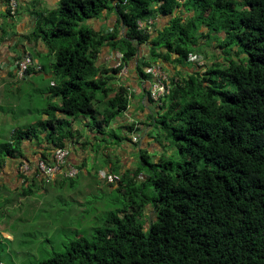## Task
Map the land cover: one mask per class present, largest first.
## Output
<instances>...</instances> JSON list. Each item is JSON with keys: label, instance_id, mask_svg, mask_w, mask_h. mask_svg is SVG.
Returning <instances> with one entry per match:
<instances>
[{"label": "trees", "instance_id": "obj_1", "mask_svg": "<svg viewBox=\"0 0 264 264\" xmlns=\"http://www.w3.org/2000/svg\"><path fill=\"white\" fill-rule=\"evenodd\" d=\"M105 11L117 15L112 31L84 23ZM159 16L170 20L156 29ZM42 18L34 35L55 53L51 92L60 101L49 102L47 120L0 141V167L21 155L23 139L41 137L38 130L50 128L45 139L65 147L74 134L69 118L91 116L109 125L128 108V88L110 96L107 79L98 77L102 47L121 52L128 67L137 62L138 75L150 79L154 64L184 66L190 55L207 61L186 73L166 70L172 91L157 103L158 125L178 156L160 163L144 158L135 172L119 174V182L109 184L115 186L112 203L106 201L90 230L46 263L264 264V0H61ZM143 44L151 48L141 58ZM240 53L245 56L237 59ZM29 193L24 187L19 195ZM147 205L155 214L148 227Z\"/></svg>", "mask_w": 264, "mask_h": 264}, {"label": "crops", "instance_id": "obj_2", "mask_svg": "<svg viewBox=\"0 0 264 264\" xmlns=\"http://www.w3.org/2000/svg\"><path fill=\"white\" fill-rule=\"evenodd\" d=\"M60 1L19 0L18 13L11 15L8 0H0V141L11 140L17 129H27L39 119L47 120L49 102L60 101L51 92V86L57 82L50 69L55 61V53L42 37L34 35L42 17L58 8ZM169 20L170 17L159 16L154 27L163 28ZM84 23L106 33L118 24L115 11H105L101 18L87 19ZM119 30L120 34L124 31L123 25H119ZM150 48L149 44L141 45L140 57H147ZM118 52L110 46L101 48L96 65L103 71L98 77L107 79L113 89L110 96L121 86L128 88V108L109 125L102 126L91 116L69 118L67 127L74 134L64 139L65 146L70 148L68 161L81 169L74 179H65L62 175L45 176L37 169L38 160L42 157L51 159L56 149L45 139L50 128L38 130L41 137L23 139L21 155L8 157L0 167L1 224L10 220L9 212L12 211V219L29 221L34 228L93 226L100 211L99 190L106 189L105 196H109L115 187L101 180V171L118 174L135 172L144 163V158L149 161L153 158L152 163H160L164 157L176 155V151L168 147V142L161 135L158 119L162 110L150 98L151 79L138 75L137 62L129 65L127 76L114 73L112 70ZM26 53L32 54L42 69L30 72L19 81L16 62ZM163 65L171 74L178 70L186 73L195 68L193 64L182 66L163 62ZM57 116L64 117L61 111H57ZM135 136L138 137L137 141L133 139ZM22 161L30 164L26 172L21 170ZM24 173L26 177L22 176ZM145 174L141 172L140 177ZM24 187H28L31 193L19 195ZM95 194L98 197L96 201L93 200ZM147 208L153 212L151 205H147ZM0 232L8 239L6 243L15 240L10 228L3 227Z\"/></svg>", "mask_w": 264, "mask_h": 264}, {"label": "rangeland", "instance_id": "obj_3", "mask_svg": "<svg viewBox=\"0 0 264 264\" xmlns=\"http://www.w3.org/2000/svg\"><path fill=\"white\" fill-rule=\"evenodd\" d=\"M201 42L209 41L208 38H200ZM205 44V47H206ZM207 48V47H206ZM235 50L239 51L241 48L234 46ZM195 55H190L189 64L195 65V68H191V70L197 69V67L200 68V66L204 63H207L203 58L200 59V62L193 58ZM245 56L244 53H240L239 58L241 59ZM229 58V57H228ZM206 70V68H202L201 72L203 73ZM176 155L178 156V152H176ZM151 162H154L153 158H150ZM151 190H154L153 186H150ZM106 189H100V211L98 214L103 212L107 209V203H112L111 195L105 196L106 192L104 191ZM95 192V191H94ZM116 196V195H115ZM114 196V197H115ZM98 197L95 194L93 196V200H97ZM19 202V201H18ZM148 209V210H147ZM145 209V221H146V227H148L150 221L155 218V214L152 212V210H149V208ZM10 213V220L4 221V224L0 223V231L3 229V227H7L11 229V232L13 233V237L15 240L8 242H5L8 240L7 238L1 236L0 234V258L5 260L9 264H47L46 262L54 257V254L57 252H65L66 245L70 242L71 239H73L74 235L83 234L85 231H89L91 226H84L82 228H34V225H32L29 221L23 220V221H16L12 219L13 213L12 211ZM1 213H0V220L1 219ZM1 233V232H0Z\"/></svg>", "mask_w": 264, "mask_h": 264}, {"label": "built area", "instance_id": "obj_4", "mask_svg": "<svg viewBox=\"0 0 264 264\" xmlns=\"http://www.w3.org/2000/svg\"><path fill=\"white\" fill-rule=\"evenodd\" d=\"M8 7L10 9L11 15H16L19 10V0H8ZM148 23L152 25L154 19H149ZM139 28L145 29L147 24L146 21H138ZM123 54L118 52L116 55L115 67L120 68V74L127 76L129 72V67L123 64L122 61ZM193 58L196 59L195 56ZM200 62V60H199ZM202 63V62H200ZM42 66L36 61L34 56L30 53H26L22 58L18 59L16 62V77L18 79L24 78L27 74L32 71L41 70ZM151 75V86H150V96L158 104H162L163 99L167 97L172 91V81L170 79L169 73L164 70L160 64H154L147 69ZM134 141L138 140L135 136ZM70 155L69 147H57L50 160L39 159L37 162V169L39 172L45 176H56L62 175L64 178H76L80 172V167L70 163L68 157ZM30 169L29 163H23L21 165L22 171H28ZM100 178L104 183L115 184L120 180V175L118 173L109 172L103 170L100 172ZM0 264H8L5 260L0 259Z\"/></svg>", "mask_w": 264, "mask_h": 264}]
</instances>
